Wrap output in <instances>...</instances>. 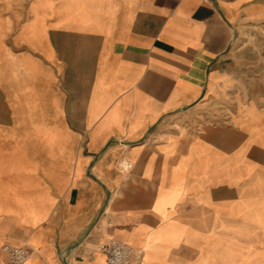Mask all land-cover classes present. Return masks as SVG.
Returning a JSON list of instances; mask_svg holds the SVG:
<instances>
[{
    "label": "crops",
    "instance_id": "obj_1",
    "mask_svg": "<svg viewBox=\"0 0 264 264\" xmlns=\"http://www.w3.org/2000/svg\"><path fill=\"white\" fill-rule=\"evenodd\" d=\"M255 26L264 0H0V264H264Z\"/></svg>",
    "mask_w": 264,
    "mask_h": 264
},
{
    "label": "built area",
    "instance_id": "obj_2",
    "mask_svg": "<svg viewBox=\"0 0 264 264\" xmlns=\"http://www.w3.org/2000/svg\"><path fill=\"white\" fill-rule=\"evenodd\" d=\"M105 256V264H133V248L117 240H109L99 246ZM3 251L13 264H21L29 257V249L25 247L4 245Z\"/></svg>",
    "mask_w": 264,
    "mask_h": 264
},
{
    "label": "rangeland",
    "instance_id": "obj_3",
    "mask_svg": "<svg viewBox=\"0 0 264 264\" xmlns=\"http://www.w3.org/2000/svg\"><path fill=\"white\" fill-rule=\"evenodd\" d=\"M249 34H245L240 46L259 48L264 45V41L261 42V37H264V27L255 26L252 27ZM223 109V108H221ZM193 122V121H192Z\"/></svg>",
    "mask_w": 264,
    "mask_h": 264
}]
</instances>
